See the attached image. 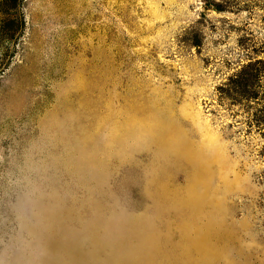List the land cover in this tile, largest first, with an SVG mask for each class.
Listing matches in <instances>:
<instances>
[{"label": "rangeland", "instance_id": "374dc122", "mask_svg": "<svg viewBox=\"0 0 264 264\" xmlns=\"http://www.w3.org/2000/svg\"><path fill=\"white\" fill-rule=\"evenodd\" d=\"M0 264H264V0H0Z\"/></svg>", "mask_w": 264, "mask_h": 264}]
</instances>
